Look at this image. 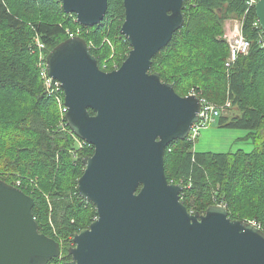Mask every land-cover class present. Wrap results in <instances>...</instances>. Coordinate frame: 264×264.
<instances>
[{"label":"water","instance_id":"1","mask_svg":"<svg viewBox=\"0 0 264 264\" xmlns=\"http://www.w3.org/2000/svg\"><path fill=\"white\" fill-rule=\"evenodd\" d=\"M83 26H99L108 0H58ZM184 0H123L121 34L130 50L103 70L85 40L71 36L46 55L70 130L92 145L82 158L79 195L97 217L73 233L69 264H264V230L220 204L190 212L181 183L168 181L164 152L197 121L198 96H181L151 71L154 55L184 21ZM255 15L264 31V0ZM89 109L93 111L91 114ZM34 199L0 179V264H47L60 243L39 231Z\"/></svg>","mask_w":264,"mask_h":264},{"label":"trees","instance_id":"2","mask_svg":"<svg viewBox=\"0 0 264 264\" xmlns=\"http://www.w3.org/2000/svg\"><path fill=\"white\" fill-rule=\"evenodd\" d=\"M246 1L184 0L183 24L154 55L151 71H157L181 96L193 84L215 103L229 99L231 115H220L219 125L247 130L246 139L254 145L248 152L214 153L192 150L187 139L168 144L165 174L168 181L183 185L181 202L190 212L199 213L223 202L229 217L248 221L252 214L251 220L264 230V49L258 42L260 28L253 25L257 20L254 6ZM218 9L241 18V32L250 41L248 52L228 67L227 43L217 35L221 32ZM123 20V0H108L98 27L79 24L75 14L63 12L58 0H0V179L21 182L20 189L34 199L32 214L39 231L60 243V256L47 264H69L73 233L88 227L97 213L77 189L84 169L82 158L93 147L78 148L69 133L58 127L59 111L44 91L34 39L44 44L47 55L69 38L68 31L78 29L87 44L108 31L117 43L114 61L119 67L130 50L120 32ZM97 45L89 50L101 67L106 51ZM172 164L173 175L168 170ZM32 178L49 187V202L39 197L37 187L26 183ZM213 195L220 196L212 201Z\"/></svg>","mask_w":264,"mask_h":264},{"label":"rangeland","instance_id":"3","mask_svg":"<svg viewBox=\"0 0 264 264\" xmlns=\"http://www.w3.org/2000/svg\"><path fill=\"white\" fill-rule=\"evenodd\" d=\"M218 15L220 17V28H221V32L217 33L218 37L225 40V42L227 43L228 46V50H229V40L236 34L238 33V31H241V25H242V19L239 17H235L232 14H228L225 13V9H218ZM78 31V29H77ZM76 31V32H77ZM70 32V31H68ZM75 32V33H76ZM242 33V32H241ZM92 45L98 44L97 46H102V48H104V51H106V54L103 55L101 58L102 59V66L100 68H102L103 70L105 69H110L113 66H117V61L116 60V47H117V43L114 41V39H112V37H110L109 32L108 31H104L102 33H100V35L98 37H96V40L94 39H89L88 40ZM39 39L35 38L34 39V43L38 44ZM33 43V44H34ZM47 49L44 48L43 51L41 53L46 52ZM183 54V52L180 54V56ZM175 60V58L173 59ZM38 62V60H36ZM174 65V61L173 64H171L170 68H172ZM43 84V83H42ZM193 85V84H192ZM190 86L188 89H186L184 92H181L184 96L185 93H188L186 95L189 94H197V96L201 99H206L211 101V99H208L204 96H202L200 93V91H198L197 86ZM44 88V87H43ZM45 91V89H44ZM53 99V98H52ZM214 102V101H213ZM56 105V104H55ZM57 106V105H56ZM222 116H229L231 115V111L229 109H224L222 110ZM59 113H58V123H59ZM248 131L242 128H235V127H228V126H221L219 125V120L218 118L209 126L206 128H201L198 132V135L196 137V139L191 142L192 144V150L197 151V152H214V153H227V152H236L237 150H243V151H251L254 147L252 141L250 139H246V135H247ZM69 136H71L69 134ZM71 138L74 140L75 142V146H77L79 148V144L78 141L73 138L71 136ZM173 167L174 164L169 165L168 170L171 173V175H173ZM30 181V183H28ZM26 183L29 186H32L33 188H38V195L40 198H45L47 202H49V193H48V189H45L47 187L46 184H42V186L40 185V183L38 181H36V178H32V180H29ZM25 183V186L27 185ZM44 183V182H43ZM27 185V186H28ZM38 185V186H37ZM224 186H226V184H224ZM223 186V187H224ZM219 189V187H218ZM223 190V188H221V191ZM220 191V189H219ZM220 191V192H221ZM218 194V193H217ZM214 196V195H213ZM220 195H215L214 197H212V201L213 199L215 200L216 197H218ZM196 202V200H194ZM199 202H196V204ZM220 204V203H219ZM198 205V204H197ZM222 205H226L222 202ZM241 206V205H240ZM236 207H239V205H236ZM248 221L252 222L253 219L252 218V214L248 215ZM254 222V221H253ZM53 234L56 235L54 229H53ZM73 238V237H72Z\"/></svg>","mask_w":264,"mask_h":264},{"label":"built area","instance_id":"4","mask_svg":"<svg viewBox=\"0 0 264 264\" xmlns=\"http://www.w3.org/2000/svg\"><path fill=\"white\" fill-rule=\"evenodd\" d=\"M256 1L257 0H247L246 2L248 3L249 6H254ZM253 25L257 28H260L259 33H258V42L260 44V47L264 49V31L261 29L258 20H256L253 23ZM68 34H69V37L78 35L79 30L76 33L68 32ZM87 45L89 48L90 46H92L90 42ZM37 46L39 48V53H38V58H37L38 60L37 66H38L39 75L42 80L45 93L51 98H53L55 104L57 105V108L59 111V117H60L58 127L62 131L68 132L73 138H75L78 141L79 147H82L83 145L88 144V143L80 139L79 137H77L70 130V128L68 127L66 123L65 114L68 110V107L64 104V92L60 85V82L50 77L47 74L46 63H45L46 52L41 53L43 49L45 48V46L40 41L38 42ZM249 48H250V41L246 37H244V35L239 30L238 33H236L229 40V55L225 62V66L226 67L230 66L233 62L236 61L239 55L246 54ZM114 68H118V66H114ZM194 95L197 96V94H194ZM199 100H200V109L198 112V119L196 122H194L190 126L189 133L186 137V139L191 142H193L196 139L198 132L201 128L209 127L222 114V110L228 109L231 107V101L229 99H226L223 103H220V104H217L213 101L206 100L204 98L203 99L199 98ZM14 185L21 188L20 187L21 182L19 180H16ZM252 223L255 225H258L256 222L252 221Z\"/></svg>","mask_w":264,"mask_h":264},{"label":"bare ground","instance_id":"5","mask_svg":"<svg viewBox=\"0 0 264 264\" xmlns=\"http://www.w3.org/2000/svg\"><path fill=\"white\" fill-rule=\"evenodd\" d=\"M218 104V103H217Z\"/></svg>","mask_w":264,"mask_h":264}]
</instances>
